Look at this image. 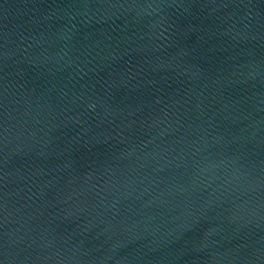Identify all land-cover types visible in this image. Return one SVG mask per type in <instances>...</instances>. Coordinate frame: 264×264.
<instances>
[{
	"label": "water",
	"instance_id": "obj_1",
	"mask_svg": "<svg viewBox=\"0 0 264 264\" xmlns=\"http://www.w3.org/2000/svg\"><path fill=\"white\" fill-rule=\"evenodd\" d=\"M0 264H264V0H0Z\"/></svg>",
	"mask_w": 264,
	"mask_h": 264
}]
</instances>
